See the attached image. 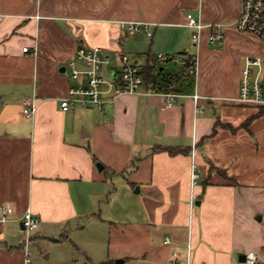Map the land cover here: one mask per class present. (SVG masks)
Segmentation results:
<instances>
[{"label":"crops","instance_id":"obj_1","mask_svg":"<svg viewBox=\"0 0 264 264\" xmlns=\"http://www.w3.org/2000/svg\"><path fill=\"white\" fill-rule=\"evenodd\" d=\"M241 5L0 0V206L14 207L0 221V264H26V250L36 264H240L252 250L264 264V105L235 100L244 58L264 53V41L232 26L209 41V24L233 22ZM191 12L206 24L200 44ZM131 21L149 22L152 34L131 31ZM160 26L167 41L153 52ZM96 45L109 57L104 79L127 54L141 71L151 63L154 80L117 97L103 83L100 106L63 110L69 88L88 81L72 75L89 67L78 49ZM192 55L197 78H183ZM174 80L179 95L165 108ZM24 99L38 103L34 116L22 112ZM27 209L40 218L30 241Z\"/></svg>","mask_w":264,"mask_h":264},{"label":"built area","instance_id":"obj_2","mask_svg":"<svg viewBox=\"0 0 264 264\" xmlns=\"http://www.w3.org/2000/svg\"><path fill=\"white\" fill-rule=\"evenodd\" d=\"M187 25L194 28L192 33V39L196 44H200L202 40V32L206 27L200 16H196L194 13L187 15ZM211 33L209 41L212 44H216L219 40L225 36V27L232 26L239 32L252 36L254 38L264 41V0H242L240 13L233 22L210 23ZM145 28L152 34L150 30V23L146 21H131L128 22V28L131 31L140 30ZM24 51H30L29 46H24ZM77 55L83 58L88 68L81 70L74 68L72 75L78 78L82 73L87 76V84L72 85L67 94L61 100V106L63 110H69L77 103L88 106L98 105L103 103L102 99V84L108 83L109 89L115 93V97L135 93L141 90L145 85L144 76L141 68L138 64L133 62L127 54H121L119 56L122 66L120 70H112L109 80L103 78L100 74V68L102 64L109 62V57L104 53L102 46H90L80 47L77 51ZM159 57L167 60L169 56L163 53L159 54ZM73 63V62H72ZM198 63L197 55H192L191 59L187 62V71L183 74V78H187L193 75L197 78ZM178 81L174 80L170 84V89L163 94L166 96L167 101L164 105L165 108L172 107L179 93L174 90V87ZM156 91L152 86L147 87V93ZM194 100L197 104V108L202 110L200 105V99L203 95L199 92H194ZM239 103L247 105H264V53L259 55H246L244 58V64L241 71V80L239 93L235 98ZM37 102L35 100L24 99L22 101V112L28 116H34L37 110ZM198 174L194 171L193 178L196 182ZM2 216L0 221H7L9 215L14 212L13 205L6 203L0 206ZM22 221L27 232L26 241L31 240V234L39 229L40 218L34 214L30 209H27L22 215ZM169 241V240H167ZM177 252H174L173 258L175 259ZM26 264H36L33 260V255L30 250H26ZM240 264H262L259 261V257L256 251H250L246 254V259Z\"/></svg>","mask_w":264,"mask_h":264},{"label":"rangeland","instance_id":"obj_3","mask_svg":"<svg viewBox=\"0 0 264 264\" xmlns=\"http://www.w3.org/2000/svg\"><path fill=\"white\" fill-rule=\"evenodd\" d=\"M177 30H178V35H179L180 38H182V37H186L187 38V36H189V28L180 27ZM149 40L144 35H141L139 37V39H138V42H139L138 44L140 45L139 47L142 50L143 49H147L148 50V48H146V47H149V45H150L149 42H148ZM166 41H167V34H165V27L164 26H160L158 28L157 33H156L155 40H154V45H153L151 50L153 52H157L158 49H160L161 43L164 44V43H166ZM170 53H171V55L172 54H178V50H175V51L170 52ZM167 63L175 64V62L173 60H170ZM101 69L102 68H100V71H101ZM260 108H261V106H258V110L259 111H260Z\"/></svg>","mask_w":264,"mask_h":264},{"label":"trees","instance_id":"obj_4","mask_svg":"<svg viewBox=\"0 0 264 264\" xmlns=\"http://www.w3.org/2000/svg\"><path fill=\"white\" fill-rule=\"evenodd\" d=\"M147 55L149 56L151 54L147 53ZM154 70H155L154 66L149 62L143 67L142 74L144 76V80H145L146 85H148L149 82L154 80V78H155L154 77L155 76ZM259 114H264V106H261ZM178 150H179L178 148L169 147V151L171 153H175Z\"/></svg>","mask_w":264,"mask_h":264},{"label":"water","instance_id":"obj_5","mask_svg":"<svg viewBox=\"0 0 264 264\" xmlns=\"http://www.w3.org/2000/svg\"><path fill=\"white\" fill-rule=\"evenodd\" d=\"M246 259V254H243L242 256H241V260H245Z\"/></svg>","mask_w":264,"mask_h":264}]
</instances>
